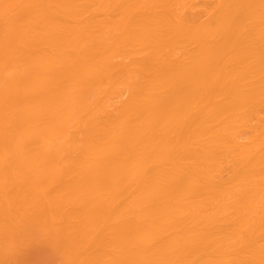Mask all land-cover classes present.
I'll list each match as a JSON object with an SVG mask.
<instances>
[{
    "label": "bare ground",
    "instance_id": "1",
    "mask_svg": "<svg viewBox=\"0 0 264 264\" xmlns=\"http://www.w3.org/2000/svg\"><path fill=\"white\" fill-rule=\"evenodd\" d=\"M0 264H264V0H0Z\"/></svg>",
    "mask_w": 264,
    "mask_h": 264
}]
</instances>
